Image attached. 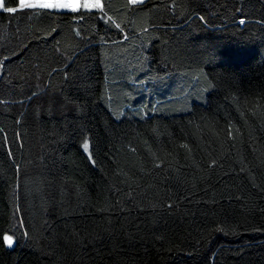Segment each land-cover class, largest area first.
<instances>
[{"label":"trees","instance_id":"trees-1","mask_svg":"<svg viewBox=\"0 0 264 264\" xmlns=\"http://www.w3.org/2000/svg\"><path fill=\"white\" fill-rule=\"evenodd\" d=\"M101 2L0 11V264H264V0Z\"/></svg>","mask_w":264,"mask_h":264},{"label":"snow or ice","instance_id":"snow-or-ice-1","mask_svg":"<svg viewBox=\"0 0 264 264\" xmlns=\"http://www.w3.org/2000/svg\"><path fill=\"white\" fill-rule=\"evenodd\" d=\"M144 0H128V4L130 5H143ZM15 7H9L5 4L4 0H0V11L8 14H14L17 12H23L25 10H35V9H43V10H51L53 12H69L80 14L83 12L91 13L93 10H97L100 13H105V5L101 2V0H16ZM201 20L204 17H200ZM111 23V17L108 18ZM240 24H244L245 20L241 19ZM115 28L120 29L121 25L116 23L114 25ZM127 39V37H125ZM5 60L8 57L4 58ZM5 65L0 62V69H3ZM83 150L86 153H89V159H92V153L89 152L90 144L84 139L82 143ZM184 147H187L185 145ZM95 163V161H93ZM224 229L218 228L217 231H223ZM23 235H27V233H23ZM2 242L6 244L8 247H12L14 244V236L5 234L2 237Z\"/></svg>","mask_w":264,"mask_h":264}]
</instances>
